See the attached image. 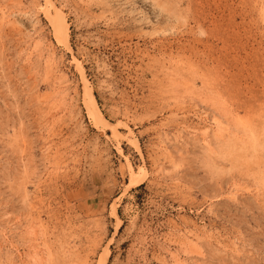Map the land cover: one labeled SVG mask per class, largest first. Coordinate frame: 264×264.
Listing matches in <instances>:
<instances>
[{
    "label": "rangeland",
    "instance_id": "obj_1",
    "mask_svg": "<svg viewBox=\"0 0 264 264\" xmlns=\"http://www.w3.org/2000/svg\"><path fill=\"white\" fill-rule=\"evenodd\" d=\"M52 2L0 0V264H264V0Z\"/></svg>",
    "mask_w": 264,
    "mask_h": 264
},
{
    "label": "bare ground",
    "instance_id": "obj_2",
    "mask_svg": "<svg viewBox=\"0 0 264 264\" xmlns=\"http://www.w3.org/2000/svg\"><path fill=\"white\" fill-rule=\"evenodd\" d=\"M47 3L48 5L50 6V8H53V11L54 14L56 15V17H54V21L51 20L54 22V26H55V29H56V32H57V36L59 38L60 41H63L62 43H66L65 45H67V47L69 46L68 45V40H69V36H68V23H67V20L65 18V16L63 15L62 11L60 9H58L52 2V0H47ZM264 9V8H263ZM262 9V10H263ZM49 10V9H48ZM260 9V11H262ZM261 15V14H260ZM263 17H264V14H263ZM52 22V23H53ZM83 71V70H82ZM84 72V71H83ZM84 85H85V88L87 90V92L90 90L89 89V84L86 80V78H84ZM91 93V92H90ZM89 100H90V103H89V107H90V116L92 118V120L96 123V124H103L104 127H110L109 124H106L107 122H105L106 120H104L103 118V114L100 112V110L98 109V106H97V103H96V100L95 98L93 97L92 93L91 95L89 94ZM113 128V127H112ZM117 129V128H116ZM116 129L113 128V131L116 132ZM139 146V145H138ZM115 216H117V213L115 212L114 213Z\"/></svg>",
    "mask_w": 264,
    "mask_h": 264
}]
</instances>
